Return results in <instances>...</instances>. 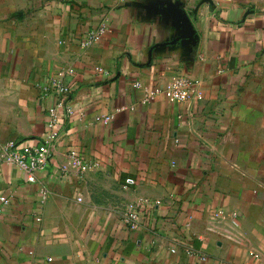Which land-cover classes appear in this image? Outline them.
I'll return each mask as SVG.
<instances>
[{
  "label": "crops",
  "instance_id": "crops-1",
  "mask_svg": "<svg viewBox=\"0 0 264 264\" xmlns=\"http://www.w3.org/2000/svg\"><path fill=\"white\" fill-rule=\"evenodd\" d=\"M58 76L73 114L38 184L0 162V264H264V0H0L3 140L45 133ZM182 77L202 100L142 103ZM71 149L100 168L63 173Z\"/></svg>",
  "mask_w": 264,
  "mask_h": 264
},
{
  "label": "built area",
  "instance_id": "built-area-1",
  "mask_svg": "<svg viewBox=\"0 0 264 264\" xmlns=\"http://www.w3.org/2000/svg\"><path fill=\"white\" fill-rule=\"evenodd\" d=\"M226 3H233L234 0H222ZM109 30L107 18L102 20L97 28L91 29L76 42L84 49L89 48L94 42L104 37ZM98 72H102L97 69ZM199 82L188 77H182L174 80L166 85L163 89L146 90V95L143 104L148 105L153 103L158 96L163 95L171 102L185 103L191 102L193 99L202 100V93L196 89ZM137 88H141L140 84H136ZM43 94H51L55 96L56 105L49 110L48 121L45 133L38 139L33 140H9L5 141L0 137V162L16 167L25 176L30 184H38V174L44 171L52 157L55 149L61 143L62 131L60 130V109H64L68 116L73 114V108L70 104V95L72 87L62 76H58L51 80L50 84L41 87ZM104 125H109L113 120V116H104L97 119ZM67 165L62 166V172L67 174L70 169L78 170L81 173H87L100 168V164L95 161H87L84 156L74 149L67 153ZM38 194L40 201L44 204L48 199V191L45 187H39ZM80 200V199H79ZM0 201L4 204L9 203V199L5 196L0 197ZM149 204L147 200H141L136 203H129L125 206L121 218V223L124 227L133 232L143 230L146 226L142 222L144 207ZM234 216H237L234 214ZM185 251L188 255L194 256L203 262H207L209 257L194 251L188 244H184ZM175 253L176 249L173 248Z\"/></svg>",
  "mask_w": 264,
  "mask_h": 264
}]
</instances>
